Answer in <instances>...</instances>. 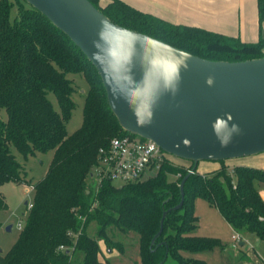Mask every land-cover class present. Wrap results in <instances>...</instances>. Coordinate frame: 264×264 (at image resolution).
Listing matches in <instances>:
<instances>
[{"label":"trees","instance_id":"obj_1","mask_svg":"<svg viewBox=\"0 0 264 264\" xmlns=\"http://www.w3.org/2000/svg\"><path fill=\"white\" fill-rule=\"evenodd\" d=\"M113 24L147 35L174 48L209 61L241 62L264 57V39L244 43L204 29L174 25L141 13L119 0L99 6L88 0ZM0 0V185L27 184L25 171L11 153L13 147L24 158L52 152L45 176L31 188V208L17 240L0 264H71L75 252L79 264H103L99 242L106 250L124 252L117 236L138 237L140 264H205L198 254L221 248L215 238L195 234L199 218L196 198L217 209L237 232L264 240V199L255 188L263 185L264 170L238 166L236 184L226 173L203 175L195 168L185 181L181 202L179 184L192 170L174 163L163 164L152 177L115 187L102 182L89 190L86 180L96 163L100 147L112 138L133 136L121 129L109 109L101 79L84 54L45 16L22 0ZM258 20L264 22V0H257ZM69 74H81L88 84L80 128L66 131L74 102ZM56 98L59 112L50 100ZM143 140V139H141ZM225 162V161H223ZM218 162V163H223ZM168 176H173L172 181ZM0 194V211L6 210ZM163 230L160 229L164 212ZM96 223L95 235L88 226ZM1 226V224H0ZM72 233L74 236H69ZM66 248L60 251L59 247ZM71 248L73 250H71Z\"/></svg>","mask_w":264,"mask_h":264},{"label":"water","instance_id":"obj_2","mask_svg":"<svg viewBox=\"0 0 264 264\" xmlns=\"http://www.w3.org/2000/svg\"><path fill=\"white\" fill-rule=\"evenodd\" d=\"M22 1L93 65L122 130L193 165L173 210L198 163L264 153V57L209 61L113 24L88 0Z\"/></svg>","mask_w":264,"mask_h":264},{"label":"rangeland","instance_id":"obj_3","mask_svg":"<svg viewBox=\"0 0 264 264\" xmlns=\"http://www.w3.org/2000/svg\"><path fill=\"white\" fill-rule=\"evenodd\" d=\"M13 3L11 9V17L13 18L16 15V4L15 0H9ZM67 78L73 81L74 92L71 95V99L74 102V108L71 113V117L66 124V131L70 135L78 130L82 124L83 120V106L85 95L88 91V84L84 77L81 74H69ZM53 108L59 112V107L56 101V98L53 94L48 95ZM0 118L3 121H6V113L4 110L0 111ZM11 153L15 156L16 161L23 166L26 175L27 184H13L6 183L0 186V193L4 197L5 203L7 205L6 211H0V251L6 253L10 247L17 240L19 231L17 225H24L28 209L27 206L32 204L33 193L31 188L34 184L40 181L46 174L48 167L51 163L53 153L47 152L44 154H36L35 156H29L24 158L19 154L13 147H11ZM171 160L175 165H182L184 167L190 166V162L184 161L173 156H170ZM214 164V169L207 168L209 172L206 171V167ZM238 166H249L255 167L264 170V153L249 156L244 158H239L235 160H228L223 163L215 162H200L197 164V172L203 175H209L212 173H226L230 176L233 185L236 184V176L233 173V169ZM205 167V168H204ZM212 167V166H211ZM201 171V172H200ZM155 175L153 172H146L143 176V180H146ZM173 176H168V180L172 181ZM87 187L89 190L95 189L97 182L95 178H87L86 180ZM115 187H119L120 184L114 183ZM255 188L259 191L260 196L264 199L263 185H259L255 182ZM209 205L200 198H196L194 203V212L195 215L200 219L198 223L199 234L204 235L208 238L218 239L221 245V248L215 249L214 251H219L223 256L221 259L216 260L219 264H227V261L233 259L235 253H239L241 256L248 255L249 252L247 249L250 247L255 249L259 256L264 261V240H258L257 237L253 234L247 232H237L233 229H230L228 226H222L215 224V214H212L213 211L208 207ZM6 225H11L12 230L10 233L5 231ZM98 226L96 223H91L88 226V234L90 236L95 235ZM240 235L242 239L243 247H239L238 243H234L231 240V236L234 233ZM219 236V237H214ZM120 241L123 244L124 252L121 254L118 250L114 249L113 251L106 250L104 244L100 241L99 245L102 246L103 257L101 261L103 264H140L138 257V237L134 233H128L126 235H119L116 238V241ZM258 240L259 242H257ZM253 252V250H251ZM82 259V255L79 252H75L71 259V264H79ZM167 264H176L173 260L169 259Z\"/></svg>","mask_w":264,"mask_h":264},{"label":"crops","instance_id":"obj_4","mask_svg":"<svg viewBox=\"0 0 264 264\" xmlns=\"http://www.w3.org/2000/svg\"><path fill=\"white\" fill-rule=\"evenodd\" d=\"M119 1L141 13L152 15L174 25H185L204 29L206 31L218 33L227 37L238 38L244 43H256L259 39H264V22L259 23L258 20L257 0ZM109 2L110 0H99V6L104 7ZM207 168H209V170H213L215 167L214 164L206 167V171L209 172ZM210 208V210L213 211L212 214H215V224L220 226L225 224L223 226H228L232 229L231 226L225 222L216 208ZM199 221L200 219L198 220V223ZM7 226L9 225H6V227ZM198 228L195 234L200 237H205L204 235L199 234ZM214 237L217 238L219 236ZM258 240L256 241L259 242L260 240ZM240 243L242 242H239L238 246L243 247L244 244L240 245ZM100 248L102 250V246ZM247 250L249 252L248 255L241 256L239 253H235L233 259L229 262L227 261V264H264V261L255 249L250 247ZM251 250H253V252ZM218 252V250H213L211 252L198 254L196 257L203 260L205 264H219L216 260H218V258L221 259L223 254H219ZM0 253H2V250Z\"/></svg>","mask_w":264,"mask_h":264},{"label":"built area","instance_id":"obj_5","mask_svg":"<svg viewBox=\"0 0 264 264\" xmlns=\"http://www.w3.org/2000/svg\"><path fill=\"white\" fill-rule=\"evenodd\" d=\"M166 163L174 162L170 155L163 152L155 143L141 140L135 135H125L112 138L107 145L98 149L96 163L88 177L96 179L97 185L94 190L104 181H109L112 184L118 183L122 186L141 181L148 171L156 174L160 167ZM30 208L31 205H28L27 209ZM22 226L18 224L17 229L21 230ZM68 235L74 236L72 233ZM231 239L234 243L242 241L236 232ZM59 250L65 251L66 248L60 246ZM71 250L73 249L71 248Z\"/></svg>","mask_w":264,"mask_h":264}]
</instances>
